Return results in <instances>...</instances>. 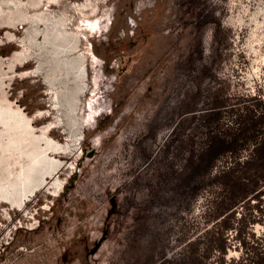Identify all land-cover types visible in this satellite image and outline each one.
I'll return each instance as SVG.
<instances>
[{"label":"rangeland","instance_id":"obj_1","mask_svg":"<svg viewBox=\"0 0 264 264\" xmlns=\"http://www.w3.org/2000/svg\"><path fill=\"white\" fill-rule=\"evenodd\" d=\"M81 4L100 27L84 37ZM260 56L264 0H0V187L23 165L48 168L21 208L0 200V264H183L211 244L225 249L208 260L234 264L264 251V181L228 209L218 184L182 174L214 102L233 103L210 122L225 129L264 101Z\"/></svg>","mask_w":264,"mask_h":264},{"label":"trees","instance_id":"obj_2","mask_svg":"<svg viewBox=\"0 0 264 264\" xmlns=\"http://www.w3.org/2000/svg\"><path fill=\"white\" fill-rule=\"evenodd\" d=\"M254 104L243 103L238 108H243L245 119L243 124L238 126H228L221 129L219 126H210L211 121H218L220 117V107L230 105L227 98L217 100L210 106L209 110L203 115V121L208 127L207 140L199 152L190 151L186 157L184 170L182 171L185 182L198 179L203 181L209 178V183H216L223 192V198H227V208H231L242 198L254 193L264 181V101L256 96ZM259 111L257 107H261ZM240 116V115H239ZM246 143H251L252 149L245 160L237 158V152ZM229 153L230 160L223 165L213 176L209 175V169L214 161L221 155ZM255 195V194H252ZM221 220V224L224 223ZM220 226V230L225 227ZM194 242L191 243V245ZM212 244L206 248H188V253L184 258L183 264H224L221 256L219 261L208 260L210 254L216 249L221 252L225 248H211ZM234 264H264V251H258L253 255H248Z\"/></svg>","mask_w":264,"mask_h":264},{"label":"bare ground","instance_id":"obj_3","mask_svg":"<svg viewBox=\"0 0 264 264\" xmlns=\"http://www.w3.org/2000/svg\"><path fill=\"white\" fill-rule=\"evenodd\" d=\"M87 5L81 4L80 6L76 7V11L78 13V17L75 23V29L78 31L79 34H88L93 33L99 30V19L95 17H91L89 13L84 12L83 8ZM65 36V35H64ZM84 37V35H83ZM64 38V37H63ZM66 41V39H65ZM63 44V43H62ZM65 47V46H64ZM88 51L89 49L86 48ZM264 56H260L256 60L259 62H262ZM256 74H258V69L260 68L259 65L256 67H253ZM19 130V129H18ZM25 131V130H24ZM38 169V170H36ZM40 174H45L48 171V168L46 164L43 163L39 164V167L36 168L32 165L28 166H22L20 172V181L19 184H15L13 188H9L11 190H7V188H3V186L0 187L2 190V193L5 191V193H0V200L6 201L9 203V205L13 208H21L22 206V200H25L28 195L32 193L34 190V187L36 186V182L38 180L39 172ZM4 190V191H3Z\"/></svg>","mask_w":264,"mask_h":264}]
</instances>
